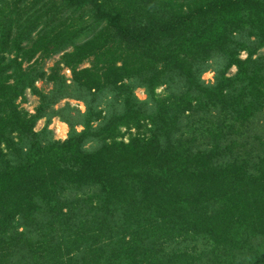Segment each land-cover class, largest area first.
<instances>
[{"label": "trees", "instance_id": "16d2710c", "mask_svg": "<svg viewBox=\"0 0 264 264\" xmlns=\"http://www.w3.org/2000/svg\"><path fill=\"white\" fill-rule=\"evenodd\" d=\"M261 50L264 0H0V264H264Z\"/></svg>", "mask_w": 264, "mask_h": 264}, {"label": "rangeland", "instance_id": "374dc122", "mask_svg": "<svg viewBox=\"0 0 264 264\" xmlns=\"http://www.w3.org/2000/svg\"><path fill=\"white\" fill-rule=\"evenodd\" d=\"M259 54L264 57V50H261ZM240 57L241 59H244L245 55L241 53ZM59 61H60V57L55 56L53 58L43 61V63L39 65L38 68L42 70V75L44 76V79L35 82L34 87L37 89V93L34 94L29 90H26L23 96L17 99L16 104L20 109L26 111L29 114H33L35 109L38 107L40 103V99H41L40 94L47 95L52 91L53 85L51 82L47 80V77L50 74L51 69H53L54 66L59 64ZM88 67H89V63L87 62L82 64L79 67V69H84V68L87 69ZM57 68L59 69L58 74L60 76H63L67 84H69L71 80V73L60 64L57 66ZM234 73H235V68H232L228 72L227 76H232ZM201 79L204 81L205 84H212L213 73L211 71H207L202 75ZM156 93L160 95L163 94V88L157 89ZM134 94L139 100H144L146 98L143 89L140 88L136 89L134 91ZM62 108H68V111H65L63 113L64 116L70 118L69 120L77 125L76 126L77 131H81L82 127L79 126L77 123L80 121L79 114L85 112L84 104L81 101L75 99H64L54 106L55 110ZM45 124L46 121L44 119L39 120L34 127V132L41 131L44 128ZM47 129L50 131L51 139L58 142L65 141L69 132L67 125L61 122L58 118L51 119L49 124H47ZM120 131L122 134H124L122 141L127 142L129 135L125 133L124 129H121ZM131 133H133V131H131ZM93 147H94L93 144H88L86 146V148H90V149H92Z\"/></svg>", "mask_w": 264, "mask_h": 264}]
</instances>
